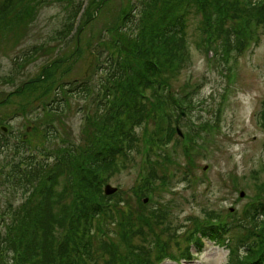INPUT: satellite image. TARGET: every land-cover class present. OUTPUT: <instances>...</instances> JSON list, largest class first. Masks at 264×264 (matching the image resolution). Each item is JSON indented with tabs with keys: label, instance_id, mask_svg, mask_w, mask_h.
Wrapping results in <instances>:
<instances>
[{
	"label": "trees",
	"instance_id": "16d2710c",
	"mask_svg": "<svg viewBox=\"0 0 264 264\" xmlns=\"http://www.w3.org/2000/svg\"><path fill=\"white\" fill-rule=\"evenodd\" d=\"M138 1L134 14L119 12L113 16L106 30L109 36L93 46L96 64L101 52L109 55L104 63L95 66L96 72L104 73L101 87L96 90L91 78L76 87L80 88L77 93L82 101L88 104L82 113V143L65 140L66 147L46 152L44 148L32 147L22 133L1 135L0 175L10 190H21L23 199L15 208L10 206L0 212V264H136V256L131 254L134 240L123 238L120 229L128 228L126 232L139 236L135 230L142 225L143 234L139 233L144 237L138 238L148 239L152 234L144 222L148 215H143L133 198L104 196L103 181L121 171L134 153L141 155L147 138L154 144L150 154L153 160L149 163L168 166L169 158L161 164L162 152L173 141V123L178 118L183 120L181 112L189 116L193 104L199 102L193 99L196 87L185 82L174 93L170 83L190 61V46L203 52L213 65H219L232 52L242 56L254 34L264 32V0ZM49 2L0 0V26L17 18H29L39 6ZM56 2L65 3V17L56 33V38L63 41L75 31L84 0ZM108 2L99 0L96 8L100 10ZM39 50L40 46H34L26 51L19 68ZM208 52L212 53L211 58ZM90 67L93 71L94 67ZM223 72L219 70L226 78L228 74ZM15 79L11 75L5 80L15 83ZM31 90L27 87L24 93ZM70 92L64 89V93ZM60 100L64 103L56 116L69 109V102ZM46 107L42 104V110ZM10 114L15 116V110L2 114L0 122ZM160 115L167 119L165 128ZM186 120L183 127L191 139H199L202 131L211 128L201 121L203 130L193 131L192 123L187 124ZM257 123L264 131V99L259 105ZM29 149L31 152L27 153ZM262 150V162L255 175L262 173L263 178L244 212L248 226L231 224L226 235H218L214 221L209 220L211 224L198 229L201 237L229 247V264H264V143ZM182 155L187 157L188 167L194 163L187 149ZM173 164L178 167V163ZM154 176L149 173L148 179H140L135 194L139 195L146 185L149 187ZM100 220L105 224L101 225ZM110 224L115 227L110 228ZM101 228L105 232L99 245L93 233ZM150 239L156 249L158 237Z\"/></svg>",
	"mask_w": 264,
	"mask_h": 264
},
{
	"label": "rangeland",
	"instance_id": "374dc122",
	"mask_svg": "<svg viewBox=\"0 0 264 264\" xmlns=\"http://www.w3.org/2000/svg\"><path fill=\"white\" fill-rule=\"evenodd\" d=\"M49 1L33 11L29 18L20 21L17 18L4 27L0 26V116L11 110L16 113L0 122V127H7L8 133L11 131L12 134L26 135L32 147L44 148L42 150L46 152L66 147L65 140L74 144L82 143V132L85 129L82 113L88 104L82 101L77 93L80 88L76 90V87L89 78L96 90L101 87L104 73L96 72L95 66L104 63L109 55L105 51L101 52L96 64L93 46L103 37L109 36L106 30L111 26L113 16L119 12L134 14L140 3L138 0H109L99 10L96 8L99 0H84L75 31L66 40L59 41L56 33L65 17L62 11L65 3ZM133 7L136 10H130ZM253 37L257 38L256 41L260 39L258 44L240 58L234 59L236 62L230 66L225 63L213 65L203 52L190 46V61H186L185 70L170 81L174 93L179 92L185 82L196 87L193 99L200 103L195 102L190 112L191 122L199 125L196 130H203L199 124L201 121L208 125L217 124V128L214 126L215 129L209 132V140L205 141L207 135L202 131L203 137L194 143L196 147L191 154L195 161L190 165L191 173L188 174V177L194 176L196 180L193 188L183 177V172H177L170 181L171 185L158 198L162 203L161 209L167 210L166 222L176 232L190 225V217L204 219V214L210 211L224 214L233 207L234 213L241 214L263 178L262 173L255 175L262 162L264 142V132L255 114L264 98V32L260 30ZM34 46H40L41 50L20 69H16L13 59L17 57V61H22L23 54ZM90 65L94 67L93 71ZM172 67L175 68L176 64ZM219 70L223 73L236 71L234 86L228 84V79L225 80ZM11 75L16 76L15 83L5 80ZM28 81L32 83L28 84ZM27 87L32 88L29 94L24 93ZM64 89L71 92L64 93ZM43 96L45 98L42 99ZM175 96L178 100L179 96ZM61 98L69 102V109L56 116L64 103ZM42 104H47L46 108L51 113L42 110ZM25 111L29 113L26 116ZM160 117L165 128L164 116ZM181 122L175 125L182 130ZM44 138L47 140L44 141ZM9 141L14 140L10 138ZM145 147L149 148L148 154L143 153ZM152 148L154 144L147 138L146 144H142V156L134 153L127 165L115 172L106 184L118 189L124 198L132 199L133 195L136 196L134 184ZM182 151L176 141L166 148L165 155L172 157L176 154L172 164H185L187 159L181 154ZM239 189L245 194L241 199L238 197ZM22 199L21 190L17 193L10 190L0 175V212L10 206L15 208ZM178 250L180 248L172 247V252ZM189 257L192 260L184 263L228 264L227 250L208 242L198 252L191 248ZM164 264H177V261L167 260Z\"/></svg>",
	"mask_w": 264,
	"mask_h": 264
},
{
	"label": "water",
	"instance_id": "95a60500",
	"mask_svg": "<svg viewBox=\"0 0 264 264\" xmlns=\"http://www.w3.org/2000/svg\"><path fill=\"white\" fill-rule=\"evenodd\" d=\"M4 131H5V129H4ZM111 191L113 192V190H111V189L107 186L105 192H106L107 194H109ZM112 192H111V193H112Z\"/></svg>",
	"mask_w": 264,
	"mask_h": 264
}]
</instances>
